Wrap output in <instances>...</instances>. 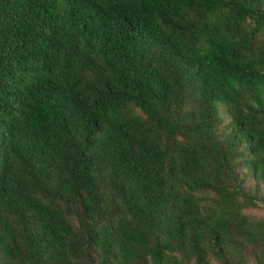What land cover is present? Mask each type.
Masks as SVG:
<instances>
[{"label":"trees","instance_id":"obj_1","mask_svg":"<svg viewBox=\"0 0 264 264\" xmlns=\"http://www.w3.org/2000/svg\"><path fill=\"white\" fill-rule=\"evenodd\" d=\"M264 0H0V264H264Z\"/></svg>","mask_w":264,"mask_h":264},{"label":"rangeland","instance_id":"obj_2","mask_svg":"<svg viewBox=\"0 0 264 264\" xmlns=\"http://www.w3.org/2000/svg\"><path fill=\"white\" fill-rule=\"evenodd\" d=\"M249 215L254 216V217H261L264 218V209H252L249 210Z\"/></svg>","mask_w":264,"mask_h":264}]
</instances>
